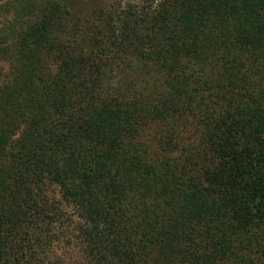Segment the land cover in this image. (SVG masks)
I'll use <instances>...</instances> for the list:
<instances>
[{
	"label": "trees",
	"instance_id": "1",
	"mask_svg": "<svg viewBox=\"0 0 264 264\" xmlns=\"http://www.w3.org/2000/svg\"><path fill=\"white\" fill-rule=\"evenodd\" d=\"M0 9V264H264V0Z\"/></svg>",
	"mask_w": 264,
	"mask_h": 264
},
{
	"label": "rangeland",
	"instance_id": "2",
	"mask_svg": "<svg viewBox=\"0 0 264 264\" xmlns=\"http://www.w3.org/2000/svg\"><path fill=\"white\" fill-rule=\"evenodd\" d=\"M122 1H130V2H134L135 0H122ZM10 16V13H8L7 10H4V9H0V28H2V26L6 23V21L8 20ZM1 54H4L3 52ZM0 71L2 72V75L6 74V70L8 68V63H7V60L4 59L2 57V55H0ZM70 212V211H68ZM63 249V248H62ZM65 249V248H64ZM66 251L67 253H69V249H65V250H62V252ZM70 255L67 254V257H69ZM67 261L69 262V264L72 262L71 259H67Z\"/></svg>",
	"mask_w": 264,
	"mask_h": 264
}]
</instances>
